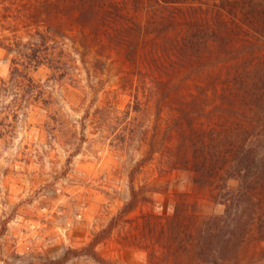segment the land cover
Instances as JSON below:
<instances>
[{"label":"rangeland","instance_id":"obj_1","mask_svg":"<svg viewBox=\"0 0 264 264\" xmlns=\"http://www.w3.org/2000/svg\"><path fill=\"white\" fill-rule=\"evenodd\" d=\"M113 1L116 9L98 5L96 36L86 30L74 40L75 82L38 68L32 76L50 103L31 107L13 135L0 136V264H100L85 250L108 227L94 245L106 264H191L177 244L188 249L191 239L183 235L223 213L221 180L196 183L192 150H204L212 137L222 142L252 117L243 82L224 81L221 91L219 81L233 62L231 71L260 57L238 64L247 56L236 49L242 41L229 39L234 48L222 50L213 38L207 50L187 56L178 46L190 18L153 0ZM51 4L41 25L70 23L71 9L65 10L73 0ZM23 32L17 36L30 38ZM10 60L0 49V85ZM237 184L226 182L231 190ZM130 187L137 205L121 213ZM256 228L253 222L237 264L262 261Z\"/></svg>","mask_w":264,"mask_h":264},{"label":"trees","instance_id":"obj_2","mask_svg":"<svg viewBox=\"0 0 264 264\" xmlns=\"http://www.w3.org/2000/svg\"><path fill=\"white\" fill-rule=\"evenodd\" d=\"M102 1L112 9L117 8L113 0H73L65 10L71 9V24L63 27L41 25L39 16L49 11L48 7L53 5L51 0H0V31L10 34L0 37V49L11 55L9 76L0 85V136L13 135L31 107L50 103L43 85L32 76L38 68L47 67L52 79L75 82L73 72H69L74 68L72 56L78 53L74 40L85 37L86 30L96 36L93 26ZM153 1L157 7L175 8L187 20L190 18L187 35L178 46V49L187 50V56L207 50L208 41L213 38L220 41L222 50H228L231 44V49L234 48L233 42L227 41L229 39L243 42L236 49L246 52L247 56L238 64L260 57L259 63L231 71L233 62L227 68L228 78L219 81L221 91L231 79L243 82L239 89L245 94L244 107L252 117L242 128L230 130L222 142L212 137L204 144V150L196 146L192 150L191 166L200 173L196 183L199 186L211 183L208 176L221 180L217 197L224 206L223 213L209 215L195 224L193 233L183 235L191 239L188 249L183 243L177 244L178 249L188 250L191 264H237L238 250L253 222L257 223L256 239L264 242V0ZM171 15V19L177 18V14ZM197 19L202 23L196 22ZM20 31L30 38L24 40L17 36ZM228 88L230 91L233 86ZM231 93L234 95L233 91ZM217 95L225 99L222 94ZM182 115L187 117L188 110H182ZM186 122L191 126L188 118ZM228 179L238 182L235 189L227 188ZM136 205L137 194L130 187V198L121 213H128ZM109 232L110 227L101 231L100 238L92 240L85 255L106 264L96 256L94 245ZM261 258L259 264H264V254ZM65 259L66 254L62 261Z\"/></svg>","mask_w":264,"mask_h":264}]
</instances>
